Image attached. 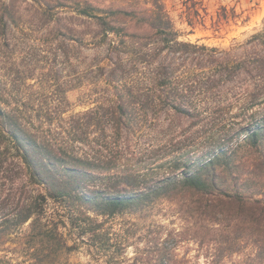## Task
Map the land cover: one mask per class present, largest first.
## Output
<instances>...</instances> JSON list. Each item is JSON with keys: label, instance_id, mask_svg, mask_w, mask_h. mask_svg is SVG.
<instances>
[{"label": "trees", "instance_id": "16d2710c", "mask_svg": "<svg viewBox=\"0 0 264 264\" xmlns=\"http://www.w3.org/2000/svg\"><path fill=\"white\" fill-rule=\"evenodd\" d=\"M153 2L140 12L82 11L104 39L88 44L97 55L76 73L75 89L88 90L84 98L96 106L77 113L72 135L85 144L84 126L100 128L96 144L106 154L92 145L94 153L67 143L56 150L8 108L0 84V155L14 148L29 180L42 186L20 213L2 219L0 231L30 222L31 237L67 247L59 221L48 213L50 200L58 203L62 224L71 213L73 227L93 239L102 234L99 217L168 203L183 225L176 243L162 247L163 264H195L177 253L193 239L205 250L204 264H264V26L227 48L192 42L181 39L163 0ZM194 6L184 13L192 27L205 23ZM237 18L223 7L213 28L221 32ZM162 114L190 121L164 146L184 152L159 166L167 165L164 173L142 168L125 139L156 128ZM187 154L194 155L182 160Z\"/></svg>", "mask_w": 264, "mask_h": 264}, {"label": "rangeland", "instance_id": "374dc122", "mask_svg": "<svg viewBox=\"0 0 264 264\" xmlns=\"http://www.w3.org/2000/svg\"><path fill=\"white\" fill-rule=\"evenodd\" d=\"M163 2L181 30V39L192 42L227 48L264 26V0ZM193 5L205 15V23L199 22L194 27L188 24L184 14L187 7ZM153 6V0H0V21L4 19L7 28L6 34L0 36V84L8 108L20 115L33 134L53 141L56 150L59 143L91 152L90 145L102 149L96 144L104 135L98 127L84 126L83 129L89 132L85 144L76 142L72 135L78 127L77 113L92 112L96 106L85 100L86 93H90L88 90L84 87L75 89L76 73L84 70L87 61L97 55V50L88 44L104 39L82 11L93 8L101 15H108L119 8L140 12ZM223 7L231 14L235 12L238 18L226 24L221 32H216L214 17ZM189 124V119L162 114L156 128L142 135L125 136L126 143L136 152L135 160L141 161L142 168H156L164 173L167 165L159 166L184 153H172L164 146L169 144L173 134L186 129ZM109 134L114 135L110 129ZM180 139L177 136L174 142ZM102 150L103 154L107 153ZM193 155L187 154L181 159ZM0 160L1 223L5 217L20 213L42 186L29 180L27 167L14 148L0 155ZM40 161L50 162L43 158ZM57 208L58 203L50 200L48 213L55 215V222L59 221L60 225L58 231L64 234L72 249L58 245L50 248L47 242L42 244L28 234L30 222H27L0 231V264H163L162 247L176 243L179 238L175 234L183 225L172 207L163 203L148 206L143 212L130 210L115 217H99L104 222L102 234L93 239L90 234H83L82 228L73 227L68 220L71 213L64 217L66 226L62 224ZM204 252L194 239L183 242L177 251L180 257L187 256L195 264L206 262Z\"/></svg>", "mask_w": 264, "mask_h": 264}]
</instances>
